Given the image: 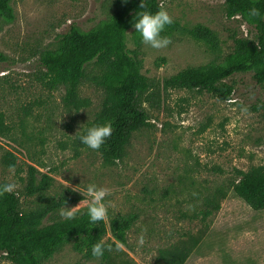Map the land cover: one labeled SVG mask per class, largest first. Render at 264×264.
<instances>
[{
	"label": "rangeland",
	"instance_id": "obj_1",
	"mask_svg": "<svg viewBox=\"0 0 264 264\" xmlns=\"http://www.w3.org/2000/svg\"><path fill=\"white\" fill-rule=\"evenodd\" d=\"M116 0H11L13 17L0 16V183L16 184L24 208L36 199L25 192L28 165L54 178L52 195H69L76 213L90 203L83 197L89 183L108 189L107 225L118 215L138 214L128 232L124 259L131 264H156L158 251L190 237H203L186 264H264V210L254 211L235 197L231 184L244 174L264 172V85L250 73L226 80L235 87L233 100L222 102L209 93L162 89V81L178 72L232 53L234 38L255 40L242 17L226 16V0H163L172 19L186 27L202 24L221 40L220 53L186 34L169 35L170 44L153 49L143 44V74L161 91L162 108L149 111V126L134 133L124 158L105 163L96 150L77 144L109 103L102 88L87 78L77 95L65 100L66 88L53 89L40 52L56 49L71 26L82 32L98 27L116 12ZM126 42L135 49L132 32ZM159 59L165 63L157 66ZM97 72L87 66V75ZM18 157L14 171L3 162L6 152ZM224 190L218 210L205 215L207 194ZM62 219L59 211L44 225ZM110 237V235L108 236ZM142 237L143 243L138 241ZM107 240V239H106ZM67 245L43 264H98ZM0 264H12L0 256Z\"/></svg>",
	"mask_w": 264,
	"mask_h": 264
},
{
	"label": "trees",
	"instance_id": "obj_2",
	"mask_svg": "<svg viewBox=\"0 0 264 264\" xmlns=\"http://www.w3.org/2000/svg\"><path fill=\"white\" fill-rule=\"evenodd\" d=\"M11 0H0V16L11 19ZM163 0H146L144 10L158 11ZM117 12L106 22L82 32L75 26L59 39L57 48L40 52L39 60L46 70L49 84L53 89L64 86L65 100L77 95L80 85L87 78L108 96L103 110L89 125L108 124L112 132L99 150L103 161L114 164L124 158L134 133L149 126L150 114L144 106L161 109V91L155 83L143 74V43L135 33L132 23L141 11L140 0H116ZM226 16L231 19L242 17L254 29L255 40L234 38L232 53L222 62H211L203 66L188 67L163 80L162 89L206 92L222 102L233 100L235 87L226 80L236 74L250 73L255 82L264 85V0H226ZM259 9L260 15L251 17L248 11ZM162 35L186 34L197 42L207 45L212 53H220L222 43L219 35L207 26L197 24L191 28L172 19ZM132 32L135 49L129 51L126 36ZM165 63L159 59L157 66ZM94 64L97 72L87 75V66ZM88 126V127H89ZM7 127L0 117V134ZM77 144L82 145L77 139ZM18 157L6 152L4 164L16 166ZM54 178L43 173L35 165H28L25 192L36 199L35 206L24 208L16 192L0 195V256L12 264H43L67 245L86 260H98V264H131L124 259L128 246V232L138 220V214L118 215L96 224L88 223L87 207L79 209L73 220L60 219L44 225V220L57 213L60 208L80 201L69 195H52ZM232 194L243 200L254 211L264 210V172L244 174L231 184ZM227 197L224 190L206 195L205 215L218 210L220 202ZM110 235V237H108ZM107 239V240H106ZM103 240L104 255L92 257L91 245ZM203 237H190L173 246L158 251L156 264H186L195 249L202 245ZM204 244V241H203ZM119 246V247H117ZM110 248L111 250H107Z\"/></svg>",
	"mask_w": 264,
	"mask_h": 264
},
{
	"label": "clouds",
	"instance_id": "obj_3",
	"mask_svg": "<svg viewBox=\"0 0 264 264\" xmlns=\"http://www.w3.org/2000/svg\"><path fill=\"white\" fill-rule=\"evenodd\" d=\"M124 2H127V0H124ZM139 7L142 10L135 15L132 27L135 29V33L139 35L141 42L153 49H161L168 46L171 42L170 38L166 35H162L166 26L173 22L167 10L163 7L154 13L144 10L146 8V0H140ZM248 15L251 17L259 16V9H249ZM81 128L75 136L78 137L82 145L91 150H99L112 132L111 126L108 124H94L86 127L83 129L82 134ZM9 168L10 171H14V166L10 165ZM15 188V183H0V195L13 193ZM78 192H80L84 198H90V203L88 204L86 213H84L88 218V223L96 224L97 222L103 221L107 215V205L110 204V202L105 201V197L108 195V189L99 187L94 183H89L84 187L83 191ZM76 207L68 208L64 206L60 208V217L66 220H73L76 216L74 212ZM138 243H143L142 237ZM105 250L106 245L103 240H99L92 244L90 248L92 257L97 259L104 255ZM107 250L111 249L108 248Z\"/></svg>",
	"mask_w": 264,
	"mask_h": 264
}]
</instances>
